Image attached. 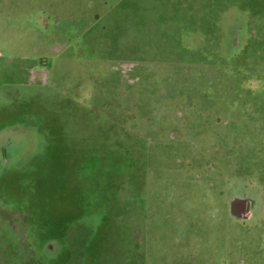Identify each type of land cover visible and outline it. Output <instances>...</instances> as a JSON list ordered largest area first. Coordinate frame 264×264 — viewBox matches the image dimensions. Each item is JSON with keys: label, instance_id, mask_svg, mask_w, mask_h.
Returning <instances> with one entry per match:
<instances>
[{"label": "rangeland", "instance_id": "374dc122", "mask_svg": "<svg viewBox=\"0 0 264 264\" xmlns=\"http://www.w3.org/2000/svg\"><path fill=\"white\" fill-rule=\"evenodd\" d=\"M206 1L0 0V263L264 264V0Z\"/></svg>", "mask_w": 264, "mask_h": 264}, {"label": "crops", "instance_id": "0c3cea01", "mask_svg": "<svg viewBox=\"0 0 264 264\" xmlns=\"http://www.w3.org/2000/svg\"><path fill=\"white\" fill-rule=\"evenodd\" d=\"M212 1L213 0H207L206 1V3L204 2V4H203V10H205L206 9V11H207V16L208 17H206L205 16V14L203 15V17H206L207 19H209L208 21H210V18H212V12H213V5H212ZM195 6H197L196 5V1H195ZM195 11H197L196 10V7H195ZM249 218L251 217V215H252V213L251 212H249ZM258 215H261L260 213L258 214ZM258 217V216H257ZM257 217H254V218H257ZM67 251V258L65 257L62 261H60V263H58V264H69V262L72 260V256H73V254H72V252L70 253V251L68 250V249H66L65 248V252ZM231 250L229 249V252H230ZM231 253V252H230ZM54 255H55V253H54ZM230 256V255H229ZM232 256V255H231ZM1 257V256H0ZM201 257V256H200ZM4 259V261L5 262H1L0 264H7L6 263V258H4V257H2L1 258V260H3ZM55 261V260H54ZM209 261H210V257H209ZM82 264H99V262H98V260H92L91 262H88V261H85V260H83L82 259V262H81ZM49 264H51L50 262H49ZM52 264H57L56 262L55 263H52ZM134 264V263H133Z\"/></svg>", "mask_w": 264, "mask_h": 264}]
</instances>
